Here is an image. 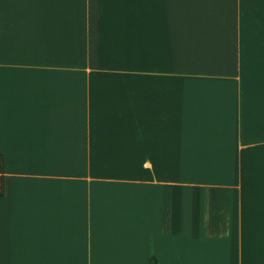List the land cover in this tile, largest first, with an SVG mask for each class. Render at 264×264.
<instances>
[{
    "label": "crops",
    "instance_id": "obj_1",
    "mask_svg": "<svg viewBox=\"0 0 264 264\" xmlns=\"http://www.w3.org/2000/svg\"><path fill=\"white\" fill-rule=\"evenodd\" d=\"M264 264V0H0V264Z\"/></svg>",
    "mask_w": 264,
    "mask_h": 264
},
{
    "label": "trees",
    "instance_id": "obj_2",
    "mask_svg": "<svg viewBox=\"0 0 264 264\" xmlns=\"http://www.w3.org/2000/svg\"><path fill=\"white\" fill-rule=\"evenodd\" d=\"M148 264H156L155 260L153 258H150L148 260Z\"/></svg>",
    "mask_w": 264,
    "mask_h": 264
}]
</instances>
